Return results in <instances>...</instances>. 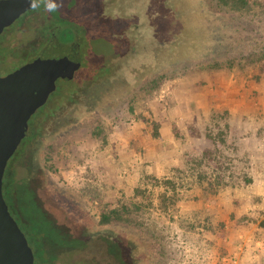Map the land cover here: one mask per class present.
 I'll use <instances>...</instances> for the list:
<instances>
[{"label":"rangeland","instance_id":"374dc122","mask_svg":"<svg viewBox=\"0 0 264 264\" xmlns=\"http://www.w3.org/2000/svg\"><path fill=\"white\" fill-rule=\"evenodd\" d=\"M251 1L249 9H234L218 0H62L52 12L40 3L3 32L0 77L48 46L53 27L61 46L72 47L74 35L80 39L83 59L76 81L59 84L64 98L58 102L53 96L31 117L5 171L3 195L7 204L9 197L15 204L9 210L35 264L40 258L42 264H111L105 242L116 237L132 248L133 264H195L200 252L202 263L205 254L191 241L194 230L186 219H175L176 205L196 187L202 192L195 199L201 205L196 218L210 223L205 201L222 200L216 210L224 220L209 228L224 233V264H264L259 226L264 194L255 189L264 192V0ZM99 20L108 21L107 31ZM119 35L128 40L120 49ZM123 76L131 79L122 82ZM117 79L118 86L102 89L96 106L72 116L92 87ZM140 124L154 139L160 127L171 129L168 136L173 134L182 160L171 179L176 193L164 179L145 178L150 190L140 188L137 195L129 190L115 205L128 208L126 220L100 226L101 215L113 209L104 200L99 176L106 170L105 150L110 139L129 137ZM166 139L164 146L170 144ZM158 209L165 214L162 221ZM59 210L94 235L75 251L60 248L53 261V250L45 245L47 251H40L34 241L46 244L49 235L61 240L59 225L70 231ZM168 219L178 222L167 227ZM186 236L191 240L183 243ZM130 239L140 244L141 254Z\"/></svg>","mask_w":264,"mask_h":264},{"label":"water","instance_id":"95a60500","mask_svg":"<svg viewBox=\"0 0 264 264\" xmlns=\"http://www.w3.org/2000/svg\"><path fill=\"white\" fill-rule=\"evenodd\" d=\"M32 9L31 0H0V36ZM79 43L77 38L72 47L61 46L53 36L26 65L0 77V264H35L33 250L4 198L3 180L8 161L28 133L31 117L46 104L59 79L72 80L80 69ZM57 48L63 52L56 54Z\"/></svg>","mask_w":264,"mask_h":264},{"label":"crops","instance_id":"0c3cea01","mask_svg":"<svg viewBox=\"0 0 264 264\" xmlns=\"http://www.w3.org/2000/svg\"><path fill=\"white\" fill-rule=\"evenodd\" d=\"M162 129L163 127H160V135L158 138L154 139L149 128L144 127V124H140L139 126L136 125L133 127V129L129 132V137H115V139L109 140L108 148L105 150L108 153L104 155L106 170L99 171V176L104 177V186L101 183L99 185H102V188L105 187V190L102 191L104 200L110 204L111 208H115L116 204V206H118L120 203H123V196H127L129 194V190L134 193L140 188H147L150 190L151 187L147 184L145 178L158 179L159 181L161 179L174 178L173 176L175 175V170L180 168V164H182L180 157L181 153L179 147L176 145V140L174 139L173 134L171 133L172 137L168 136V131L171 132V129L168 128L167 130H164V132H162ZM166 138L170 140V144L168 146H164L168 144L166 143ZM130 147H132V149ZM141 150L144 152L141 153ZM130 151L131 153L128 154ZM138 160H140V162ZM146 162L150 163V165H146ZM196 189L197 187L187 191V195H184L183 201L176 205V208L179 210L175 219H186L185 223L187 222L186 224L191 226L194 233L197 232V234L190 232L193 234V240H191L188 236L182 237L183 243H185L184 241L189 240L195 241L203 250L205 260L202 263H196L224 264V258L220 257V250L225 248L224 233L219 232L216 227L213 229L209 228L213 225L218 227L219 221L222 223L224 220L220 217L219 212L216 210L219 206L218 201L220 202L222 200L217 197H210L207 199V202L205 201V206L208 208L206 209L207 214L211 217V219L209 218L210 223H206V221H208L207 217L206 219H198L195 217L199 213L200 209L198 208H201L200 201L196 202L195 199L197 195H202L201 190ZM255 189L256 192L264 194L262 188L256 186ZM163 190L164 189H162V191ZM197 203H199V205H197ZM158 211L160 213L159 216H161L160 220L162 221L165 214L160 209H158ZM187 219L192 223L187 221ZM177 222L168 219L166 222L167 227L168 225L172 226ZM205 223L206 229L200 228L205 225ZM181 231L182 233L184 231V234H190L185 229L182 230L181 228ZM239 231L236 239L239 238ZM200 233H202V235H200ZM236 242L238 241L236 240ZM209 248L210 250L208 251Z\"/></svg>","mask_w":264,"mask_h":264},{"label":"trees","instance_id":"16d2710c","mask_svg":"<svg viewBox=\"0 0 264 264\" xmlns=\"http://www.w3.org/2000/svg\"><path fill=\"white\" fill-rule=\"evenodd\" d=\"M218 1L221 5H225L226 7H230V8H234V9H249L251 7V5L253 4L251 0H218ZM169 10L170 9L167 10V13H169ZM99 21H100V23H102V25L105 24L104 22H101V20H99ZM106 31H107V29H106ZM56 38L58 39L57 35H56ZM75 39H76V35H74V37H72V39L69 42L71 43L73 40L75 41ZM58 41H59V43H63V42H60L59 39H58ZM219 66H220L219 64L215 65V67H219ZM162 81H164L163 78L158 80L159 84L157 81L154 82V85L155 86L160 85V83H162ZM247 182L251 183L252 180L249 179ZM163 184L166 187H170L172 189V191H174L173 195H175L176 190H177L176 185H175V181H173L171 179H164ZM141 192L142 191L140 189H137L136 195L141 194ZM178 196L180 197V195H178ZM8 200H10V205L8 203L9 207L12 209H15V204L12 203L11 197H9ZM162 200L163 201L166 200V195L162 196ZM37 202H38V200H37ZM38 205L41 206L39 202H38ZM42 210H43V208H42ZM43 211L45 214H47V212H45V210H43ZM128 211H129L128 208L124 205H122L121 207L113 208L109 212H105L101 215L100 220H99V225L104 227V226H108L114 222L125 221L126 219H124L125 218L124 216L128 213ZM60 212L63 213L62 211H60ZM48 218H49V216H48ZM63 218L65 219V225L71 226V228H69L70 231L63 228L61 225L58 226V223H56L53 219L49 218L50 220H52L55 227L58 226V230H59V232H61L59 234H62V236H64V237L61 236V238H62L61 240H57L54 237L52 238L49 235L48 236L49 238H48V241L46 242V244H44V242H40V240L34 241V243L38 246V250L40 249V251H41V249L42 250L44 249L45 252L47 251L45 248V245H48L53 250L54 254L51 253L53 255L52 256L53 261H55L58 258L59 254H57V253H58V250L60 248L66 249L65 252L75 251L78 248V246H84V243L86 244V242L88 240H91L93 235H94V232L90 231V229L88 227L86 228V226H84L82 224L75 223L74 221L70 220L68 218V216L64 213H63ZM252 221L254 222V220H252ZM259 226L264 229V219L259 222ZM32 237H35V233L32 234ZM62 240L64 242H62ZM129 241H131L132 244L133 243L136 244V254H138V253L141 254L142 248L140 247V244L136 243L135 241H133L131 239ZM40 261H41V264L44 263L42 258H40ZM141 262L142 261H139V264H141Z\"/></svg>","mask_w":264,"mask_h":264},{"label":"flooded vegetation","instance_id":"af4514ba","mask_svg":"<svg viewBox=\"0 0 264 264\" xmlns=\"http://www.w3.org/2000/svg\"><path fill=\"white\" fill-rule=\"evenodd\" d=\"M33 10V9H32ZM32 10H30V11H32ZM30 11H28V12H30ZM27 12V13H28ZM27 13H25V14H27ZM24 14V15H25ZM23 16V15H22ZM21 16V17H22ZM20 17V18H21ZM19 18V19H20ZM18 19V20H19ZM15 23V22H14ZM13 23V24H14ZM104 23L105 24H103L104 26H105V28L106 29H108L107 27H106V25L108 24V21H104ZM12 24V25H13ZM11 25V26H12ZM117 25V24H116ZM9 27H7L6 29H8ZM54 28V29H53ZM53 28H51V31H50V34H51V38H50V40L52 39V37L53 36H56V30H55V28L56 27H53ZM5 29V30H6ZM116 29V28H115ZM4 30V31H5ZM3 31V32H4ZM128 31V27H126V29H123L122 30V32H124L123 34L125 35L126 34V32ZM48 32V31H47ZM3 34V33H2ZM124 35H122L121 37H120V35H119V40H118V45H116V47H118V49H120V48H123L124 46H126V44H127V39H126V37L124 36ZM1 37V36H0ZM156 40L157 41H159V36L158 37H156ZM50 41H47L46 43L48 44ZM73 42H74V40H73ZM45 43V44H46ZM83 43H84V41H83ZM46 44V45H47ZM59 44H63V43H59ZM128 46V45H127ZM80 51V50H79ZM39 54V53H38ZM37 54V55H38ZM36 55V56H37ZM81 55V54H80ZM36 56H34V57H36ZM34 57H32V59L34 58ZM81 62L83 63V59H82V57H81ZM81 63V64H82ZM82 68V65H81V67H80V69ZM80 69L79 70H77L76 72H75V74H74V77H73V79L72 80H69V81H65V80H63V79H59L57 82H56V89L54 90V92L49 96V98H48V100H47V102H46V104L44 105V106H47V105H49V103L53 100V96H56L55 97V99H56V101H61L64 97L62 96V97H60L61 96V92H60V88H59V84L60 85H62V84H66V83H72V82H75L76 80V76H77V73L80 71ZM3 77V76H2ZM122 79H125V80H122V82L123 81H128L129 79H131V77L129 78L128 76H123L122 77ZM108 83L106 84V83H98L97 85H95L94 87H92L89 91H88V94H87V96H86V99H85V105H83V106H78V108L79 109H75L74 110V112H73V114H72V116L73 117H75V116H77V114L78 113H82L83 111H85V110H87V109H91V108H93L94 106H96L97 105V103L100 101L99 100V98L101 97V91H102V89L103 88H106V89H110L111 87L112 88H115L116 86H118L119 84H120V80H114V81H107ZM111 90V89H110ZM109 91V90H108ZM54 102V101H53ZM43 107V106H42ZM39 110V109H38ZM37 110V111H38ZM125 252H127V254H126V257L127 258H125V256H124V253ZM105 253L107 254V256L109 257V259H110V261H111V264H133L134 263V260H133V258H132V248L130 247V245H128L127 243H125V241L123 240V239H121V238H118V237H116V238H112V240H110V241H106L105 242ZM127 259V260H126Z\"/></svg>","mask_w":264,"mask_h":264},{"label":"clouds","instance_id":"9594fccd","mask_svg":"<svg viewBox=\"0 0 264 264\" xmlns=\"http://www.w3.org/2000/svg\"><path fill=\"white\" fill-rule=\"evenodd\" d=\"M40 3H43L45 9L49 12L56 11L62 7V0L61 3H57L56 0H31V7L35 9Z\"/></svg>","mask_w":264,"mask_h":264},{"label":"built area","instance_id":"2783aa9c","mask_svg":"<svg viewBox=\"0 0 264 264\" xmlns=\"http://www.w3.org/2000/svg\"><path fill=\"white\" fill-rule=\"evenodd\" d=\"M197 252L199 253V251H197ZM196 254H197V253H196ZM199 255H200V257H197V259H196V260H197V262L201 261V259H200V258H201L202 252H200V253H199ZM195 263H196V262H195Z\"/></svg>","mask_w":264,"mask_h":264}]
</instances>
